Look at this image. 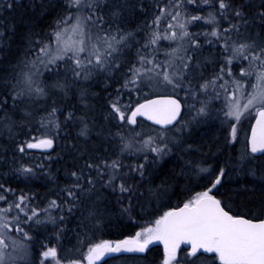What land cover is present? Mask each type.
<instances>
[{
    "label": "snow or ice",
    "instance_id": "1",
    "mask_svg": "<svg viewBox=\"0 0 264 264\" xmlns=\"http://www.w3.org/2000/svg\"><path fill=\"white\" fill-rule=\"evenodd\" d=\"M26 7L0 2V43L19 36V55L0 76V128L11 136L23 125L27 139L16 149L25 153L52 149L76 124V155L67 183L46 206L0 183V264H128L155 242L163 244L161 264H264V0H58L44 28L23 16L4 23V13ZM137 13L144 20L132 30ZM99 83L104 91L118 87L97 117L90 100L98 94L90 89ZM70 92L84 111L65 107L61 121L57 97ZM40 101L48 107L36 120ZM9 108L22 113L19 121ZM209 122L226 128L224 152L241 144L235 163L231 156L215 166L191 158L199 149L189 139ZM166 161L169 175L186 179V198L160 210L172 187L156 183ZM16 171L35 175L32 167ZM233 172L260 183L256 207H242L241 197L254 200L246 186L229 187ZM74 216L76 243L66 248L61 237ZM126 223L137 230L99 238ZM49 225L55 243L45 234L36 247Z\"/></svg>",
    "mask_w": 264,
    "mask_h": 264
},
{
    "label": "trees",
    "instance_id": "2",
    "mask_svg": "<svg viewBox=\"0 0 264 264\" xmlns=\"http://www.w3.org/2000/svg\"><path fill=\"white\" fill-rule=\"evenodd\" d=\"M0 2H2V0H0ZM21 2L27 6L26 9H18L15 13H4V15L8 16V20L4 21V23L7 24L9 21L13 20V17L19 20V18L23 16L33 22H39L40 27L44 28L47 24L52 23L59 11L57 7L58 1L56 0H21ZM205 11H207L206 8ZM143 20L144 17L137 13L130 20L127 27L136 30L137 25L141 24ZM22 30L23 27L18 25L17 33ZM193 30L197 29L194 28ZM8 35L11 36V33H8ZM18 42L19 36L16 35L11 36V39L6 43H0V76L7 74L9 63L14 61L15 57L19 55L16 51ZM114 87H118V85H113V87L108 88L107 91L103 90V83L94 84L91 87L90 92L98 95L93 96L90 100V104L94 109L90 115L99 116L100 112L103 111L107 105L109 93L114 94ZM57 101L58 104L61 105L60 110L57 112V116L61 121L64 119L61 112L65 107H67L68 110L76 111L78 115L83 114V105L80 104L78 96L73 95L71 92L66 98L58 96ZM9 104H11V101H9ZM36 107L38 109L36 120H38L40 116L46 115L43 109L48 107V105L40 101ZM8 114L17 121L20 120L22 115V113L13 111L11 108L8 109ZM33 124H35V121H33ZM22 127L24 126L20 125L15 128L11 136L6 130L0 128V183H6L7 186L16 189L18 193H34L35 202L43 207L46 206L49 200L57 199L60 189L67 183L66 173L72 169V157L76 155L74 152H71L70 145L77 143L75 137L78 132V126L76 124H69L67 130L62 131L60 136L56 138L55 149L49 155L33 153L28 150H26L25 153H20L16 149L17 143L27 139L25 135L27 129L25 128V131H22ZM226 136V128L220 126L216 122H209L201 125L198 129L193 131L189 139V143L193 145V148L199 149V151H193L191 153V158L193 160H206L215 166L217 163L223 164L224 161L231 156L232 162L235 163V157L238 156L237 150L239 147L237 148V146L234 145V147L229 148L227 152H224L222 149L225 145ZM261 161H264V157H261ZM41 165H43V167H41ZM21 166L32 167L35 175L25 177L23 174L16 171ZM172 168L173 164L170 161H166L161 164L158 170L160 179L156 180V183L159 184L162 181H167L169 184H172L168 195L160 202V210H167V205L170 204L175 206L186 198L184 194L186 179L181 177L176 181L172 175H169ZM176 172H179V167L176 168ZM199 183L204 184L206 182L199 181ZM196 184L197 178L191 177V186L195 187ZM228 184L234 192L245 186L247 187L248 198L253 199L254 203L248 204L247 201L241 197L242 207L245 210L247 208H254L259 204L261 192L260 183L258 181L254 182L253 178H248L243 174L233 172L232 180L229 181ZM196 190H200V188H196ZM53 214H55V212ZM145 218L150 219L152 217L145 214ZM64 228L65 235L61 237L62 245L66 248H72L76 243L73 230H78L76 217H68ZM135 230L137 229L133 228L131 224L126 223L119 229L107 228L103 233L98 235L101 239L115 240L122 239L125 235L133 234ZM45 234L52 237L51 243H55V239L52 236L53 229L52 226L49 225L46 233L45 229L42 228L40 230L36 247L39 245V240L44 239ZM10 235L14 239H20L18 234L10 233ZM35 254L34 247L33 259H35ZM162 258L163 250L160 246H156L145 255L136 256L135 259L129 260L128 264H161ZM109 264H117V262L110 260Z\"/></svg>",
    "mask_w": 264,
    "mask_h": 264
},
{
    "label": "water",
    "instance_id": "3",
    "mask_svg": "<svg viewBox=\"0 0 264 264\" xmlns=\"http://www.w3.org/2000/svg\"><path fill=\"white\" fill-rule=\"evenodd\" d=\"M254 123H255V121L253 120V123L252 124H254ZM54 149H55V144H54V146H53L52 149H47V150H42V149H27V150L30 151V152H33V153L49 155V154H51L54 151ZM257 155H259V154H257ZM156 246H160L162 248V250H163V244L160 243V242H155L153 245H150L149 246L150 247V250L153 249ZM145 254L146 253H144V254H136V256H141V255H145ZM128 255L131 256L132 254H128Z\"/></svg>",
    "mask_w": 264,
    "mask_h": 264
},
{
    "label": "rangeland",
    "instance_id": "4",
    "mask_svg": "<svg viewBox=\"0 0 264 264\" xmlns=\"http://www.w3.org/2000/svg\"><path fill=\"white\" fill-rule=\"evenodd\" d=\"M56 1H58V0H56ZM251 123H253V121H251ZM204 125V124H203ZM249 128H250V125H249V123H244L243 124V126H242V128H240L239 130H238V139L240 140V141H243V139H244V135H245V133H248L249 132ZM235 146H237V148H238V150H237V152H238V154H239V149H240V147H241V144L240 143H237V144H235ZM237 154V155H238ZM237 157V156H236ZM236 157H235V159H236ZM248 178H253V177H251V176H247ZM14 239V238H13ZM11 249H9V251H10Z\"/></svg>",
    "mask_w": 264,
    "mask_h": 264
}]
</instances>
